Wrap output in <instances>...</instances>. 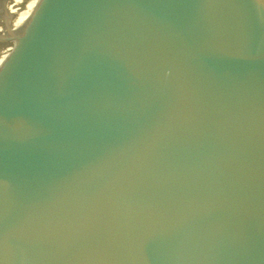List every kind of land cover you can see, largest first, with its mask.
Returning <instances> with one entry per match:
<instances>
[{
  "label": "water",
  "instance_id": "1",
  "mask_svg": "<svg viewBox=\"0 0 264 264\" xmlns=\"http://www.w3.org/2000/svg\"><path fill=\"white\" fill-rule=\"evenodd\" d=\"M95 1L206 260L264 264V0Z\"/></svg>",
  "mask_w": 264,
  "mask_h": 264
}]
</instances>
